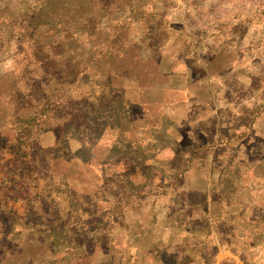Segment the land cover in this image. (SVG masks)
Listing matches in <instances>:
<instances>
[{"label":"rangeland","instance_id":"rangeland-1","mask_svg":"<svg viewBox=\"0 0 264 264\" xmlns=\"http://www.w3.org/2000/svg\"><path fill=\"white\" fill-rule=\"evenodd\" d=\"M0 18V264H264V0H0ZM217 44L240 83L176 102Z\"/></svg>","mask_w":264,"mask_h":264},{"label":"crops","instance_id":"crops-1","mask_svg":"<svg viewBox=\"0 0 264 264\" xmlns=\"http://www.w3.org/2000/svg\"><path fill=\"white\" fill-rule=\"evenodd\" d=\"M224 44H217L215 46L212 47V52H211V56H209V58L205 59V62L201 63V65H203V67L200 70H196L195 72L192 71L190 72L189 76L186 78H184V83H182V86L178 87L177 89H174L176 87H169L171 89L170 92H173L174 94H178L179 97L177 98L178 103L180 104H187V102H193L194 105H196L197 107L195 108H205L207 107V109H211V105H209L210 101H214V100H222L223 98H221V95L218 94L217 90H216V85L214 84L215 81H217L219 78L224 77V75L227 74H234L233 76L235 77L236 83H240L239 81L241 80L240 78H238L237 75V67L239 64L238 62H241L240 60H236L233 58H229V57H224ZM218 64V67L215 68L214 66ZM241 76V75H239ZM237 87V85L235 86V88ZM194 88V89H193ZM167 89V91H169ZM194 90V91H193ZM220 97V98H219ZM175 101V100H174ZM222 102V101H221ZM212 107H214L212 105ZM185 113L187 114L188 112L185 111ZM200 117L198 115V113L196 112L195 116H192L191 118L188 117L187 114V124L188 123L191 125L190 127H188L191 130H198V121H205L208 120L207 118H202L200 120ZM192 119V120H191ZM189 120V121H188ZM195 126V128H194ZM174 128H181L180 125L175 126ZM199 130L200 126H199ZM194 131L193 134H195V136L200 135V133L204 134L206 131L205 130H201L199 132ZM153 144H155L154 142H152ZM157 144H160V142H158ZM169 143H164V146H169ZM174 154L176 155V153L174 151H172ZM149 151L146 152L145 155H147L148 157L151 156ZM127 158V157H126ZM146 160V159H145ZM144 160V163L146 164ZM127 161V159L125 160H111L110 164L112 165H119V164H125ZM151 161V160H149ZM155 161L149 162V165H151L152 169L155 167L157 168V166L154 165ZM116 171V170H115ZM123 171V170H121ZM120 170L118 172H121ZM116 172V173H118ZM133 173V172H132ZM151 191V190H150ZM162 191V190H161ZM160 192V191H159ZM157 241H164L162 239H158Z\"/></svg>","mask_w":264,"mask_h":264},{"label":"trees","instance_id":"trees-1","mask_svg":"<svg viewBox=\"0 0 264 264\" xmlns=\"http://www.w3.org/2000/svg\"><path fill=\"white\" fill-rule=\"evenodd\" d=\"M41 4V3H40ZM44 8H46L45 6H44ZM49 9V8H48ZM50 14H52V16L50 17L51 18V20H56V21H58V22H60V19L59 18H55V16H58L57 14V12H54V11H52ZM60 17V16H59ZM3 18H0V25H2L3 24ZM48 25V24H47ZM46 25V26H47ZM73 28H75V27H77V26H72ZM40 57L39 58H37V59H33V61L32 60H25V63H24V66L22 67V69H21V71H20V74H22V76H25V78L30 82L31 80H33L34 78V74H36V73H38V75L41 73V72H43V71H45L46 69H48L49 68V64H43L41 61H40ZM26 75L29 77V79L26 77ZM40 76V75H39ZM44 85H45V83H44ZM35 89H39V87H37V86H35ZM51 114H47V116H49V115H52L54 112H50ZM42 122V121H41ZM43 124L45 123V122H42ZM47 124V123H46ZM36 126V130L38 129V125H40V123H36L35 124ZM46 127L47 126H43V127H40L38 130H42V129H46Z\"/></svg>","mask_w":264,"mask_h":264}]
</instances>
